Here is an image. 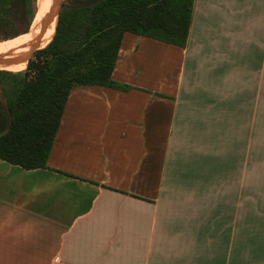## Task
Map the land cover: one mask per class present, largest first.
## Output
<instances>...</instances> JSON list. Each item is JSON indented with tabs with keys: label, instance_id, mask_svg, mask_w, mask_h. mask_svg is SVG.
<instances>
[{
	"label": "crops",
	"instance_id": "0c3cea01",
	"mask_svg": "<svg viewBox=\"0 0 264 264\" xmlns=\"http://www.w3.org/2000/svg\"><path fill=\"white\" fill-rule=\"evenodd\" d=\"M111 77L46 168L0 159V264H264V0H194L183 47L123 33Z\"/></svg>",
	"mask_w": 264,
	"mask_h": 264
},
{
	"label": "trees",
	"instance_id": "16d2710c",
	"mask_svg": "<svg viewBox=\"0 0 264 264\" xmlns=\"http://www.w3.org/2000/svg\"><path fill=\"white\" fill-rule=\"evenodd\" d=\"M35 0H0V44L16 52ZM194 0H63L24 71L0 69V159L46 168L72 88L127 90L111 77L125 32L183 47ZM6 39V40H4Z\"/></svg>",
	"mask_w": 264,
	"mask_h": 264
},
{
	"label": "water",
	"instance_id": "95a60500",
	"mask_svg": "<svg viewBox=\"0 0 264 264\" xmlns=\"http://www.w3.org/2000/svg\"><path fill=\"white\" fill-rule=\"evenodd\" d=\"M62 0H52L51 5L48 7L47 12L40 21V31L38 36L28 44L21 46L20 49H24L18 53H6L0 54V66H10L20 63H27L33 56L34 52L42 47H40L41 40L46 33L47 29L53 22V20L58 16ZM6 40V39H4ZM3 41V40H0ZM0 69H4L1 68Z\"/></svg>",
	"mask_w": 264,
	"mask_h": 264
},
{
	"label": "bare ground",
	"instance_id": "6f19581e",
	"mask_svg": "<svg viewBox=\"0 0 264 264\" xmlns=\"http://www.w3.org/2000/svg\"><path fill=\"white\" fill-rule=\"evenodd\" d=\"M51 3H52V0H39L38 11L36 12V14L34 16V19L32 21L30 29L25 34L23 45L28 44L29 42L33 41L38 36L41 18L44 15V13L48 10V7L51 5ZM48 29H47V31H48ZM47 31H46V33H47ZM22 50H24V49H21L18 52H21ZM18 52H12V53H18ZM6 53H8V52L6 51L4 46H2L0 44V54L2 55V54H6ZM25 64L26 63H20V64H15V65H10V66L1 65L0 67L1 68H7L8 70H12V71L16 72V71L22 70L24 68ZM9 67H11V68H9Z\"/></svg>",
	"mask_w": 264,
	"mask_h": 264
},
{
	"label": "rangeland",
	"instance_id": "374dc122",
	"mask_svg": "<svg viewBox=\"0 0 264 264\" xmlns=\"http://www.w3.org/2000/svg\"><path fill=\"white\" fill-rule=\"evenodd\" d=\"M63 1V0H62ZM34 7H35V14H36V12L38 11V8H39V0H35V3H34ZM47 12V11H46ZM45 12V13H46ZM45 13H44V15H45ZM43 15V16H44ZM43 16H42V18H43ZM41 18V19H42ZM31 27V26H30ZM30 29V28H29ZM39 31H40V28H39ZM38 34H39V32H38ZM24 46V45H23ZM21 49H19L18 51H20ZM18 51H16V52H18ZM27 64H28V62L25 64V66H24V68L22 69V70H20L21 72L22 71H24L25 69H26V67H27ZM9 68H11V67H9ZM4 69H7V68H4ZM20 71H16V72H20Z\"/></svg>",
	"mask_w": 264,
	"mask_h": 264
}]
</instances>
